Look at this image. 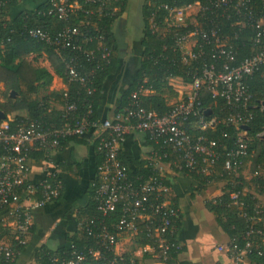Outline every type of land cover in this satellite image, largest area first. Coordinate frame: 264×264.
<instances>
[{"label":"built area","instance_id":"built-area-1","mask_svg":"<svg viewBox=\"0 0 264 264\" xmlns=\"http://www.w3.org/2000/svg\"><path fill=\"white\" fill-rule=\"evenodd\" d=\"M3 4L4 1L0 0V5ZM161 7L167 11L162 19L165 26L159 28L153 22L151 28L173 32L181 61L198 58L203 61L192 74V81L185 83L188 90L180 93L178 100L161 115L140 105L138 95L148 92L141 87L132 92L122 110L113 113L110 118L97 117L92 101L87 99L95 92L97 71L111 61V49L105 44L102 18L114 11L108 10L106 0H48L45 11L41 13L63 21L62 27L55 31L42 26L24 27L23 33L28 37L52 48L65 71L66 83L61 80V90L58 91L61 102L52 100L58 103L61 110L60 124L47 123L42 119L17 120L13 113L0 118V220L12 222L14 234L26 233L33 224L32 208L55 200L63 187L56 172L47 173L37 185L31 184L28 175L32 164H52L54 152L68 136L91 135L96 138V150L102 155L101 162L96 166V209L106 214L120 205L121 214L114 231L105 226L98 227L94 236L99 241V249H90L88 254L94 258L101 252L116 254L117 234H135L138 220H149L146 236L154 235L158 248L164 251L167 244L165 235L171 231L174 220L179 216L178 208L166 197L171 185L164 183L169 177H165V163L160 160L166 154L158 149L147 156L148 165L156 172L145 179L139 177L136 186L128 179L118 154L126 135L137 129L147 133L155 144L162 140L165 146L179 154L186 166H193L195 155L201 156L206 166H211L216 158L212 143L204 144L201 137L193 140L184 126L191 115L198 116L201 128L214 123V119L203 120L198 108V95L203 89L212 98L221 96L224 99L228 108L225 119L238 130L237 148L224 163V169L235 170L236 157L244 154L245 149L242 140L244 131L240 126L251 118L250 112L240 110L245 109L252 99L243 77L259 70L264 75V0H193L183 6L164 3ZM78 13L82 19L78 24L71 23L78 18ZM149 20L152 21V17ZM221 23L224 25L220 26ZM243 30H247L253 44L260 47L234 65L238 39ZM174 78L177 77H170L169 80ZM68 83L76 85L72 93L68 90ZM3 91L0 83V92ZM260 108L264 110L262 102ZM36 152L41 154L39 160L31 156ZM231 197L235 199L237 194L231 193ZM154 216L157 219L155 223L152 220ZM92 222L88 219L84 225L81 222L78 224L88 234ZM254 233L264 240V228L250 227L246 235ZM17 242L25 244L23 239ZM249 246L248 241L245 248ZM144 250L151 249L146 247ZM16 254L14 248L0 243V255L5 262H12ZM241 254L245 251L236 258ZM75 258L81 260L82 256L76 255Z\"/></svg>","mask_w":264,"mask_h":264},{"label":"trees","instance_id":"trees-1","mask_svg":"<svg viewBox=\"0 0 264 264\" xmlns=\"http://www.w3.org/2000/svg\"><path fill=\"white\" fill-rule=\"evenodd\" d=\"M0 5V83L4 87L2 100H0V110L4 114L13 113L19 110H25L26 115H15V119L21 118L42 119L47 123H61V110L53 106L52 100L61 102L60 92L52 91L42 97L37 96L40 88H48L51 84L53 74L66 83L65 71L58 57L52 48L45 44L28 37L23 33L24 27L42 26L50 31L58 30L64 24L55 16L45 15L44 12L48 0L39 4L32 10H21L12 14V10L17 6V0H2ZM128 0H106L108 10L114 11L102 18L104 25L105 44L111 49L110 63L100 71H97L94 84L95 92L87 99L92 101L93 109L97 115V107L101 103V92L103 82L108 75L115 72L119 64V48L116 37L112 30L114 21L123 16L126 17V8ZM193 0H143L141 5V15L143 19V35L139 41L140 60L137 63V69L133 79L120 95L118 106L114 110H122L126 101L132 92L140 87L147 89L146 94H139L140 105L146 110L155 111L157 114L167 112L171 104L168 100L178 96L176 90L169 83L170 77L180 78L184 83L192 81V74L198 70L203 62L201 58L183 62L180 60L181 52L175 45V39L171 30H157L151 28L154 22L159 28H164L162 19L167 11L161 7L162 4L171 6H183L191 3ZM110 13V12H109ZM4 17V18H3ZM77 19L71 23L78 24L82 15L78 13ZM152 17V21L149 18ZM224 24L221 23L220 26ZM226 25V24H225ZM227 30V29H225ZM9 38V40H7ZM250 33L247 30L242 31L238 39L236 65L244 56L255 52L260 45L253 44L250 40ZM118 51V53H117ZM44 52L47 55L53 74L45 67L36 66L28 60L31 54L40 55ZM263 71H256L251 76L243 77V82L248 86L252 94L250 103L244 110L251 113V118L243 130L242 140L245 144L244 154L236 157L235 170L224 169V163L231 158L234 150L237 148V133L235 125L226 121L228 108L221 96L215 98L211 94L202 90L198 95L200 105V114L203 120L214 119L212 125L205 128L200 127L198 116H189L185 121V130L189 136L196 140L201 137L204 144L212 143L216 153V158L211 166H206L202 162V157L195 155L193 166H186L185 162L179 158V154L173 152L168 146L163 144L162 140L155 144L154 140L145 135L144 147L147 148V156H151L158 149L166 154L161 156L160 160L169 165L174 173H181L184 177L192 178L197 185L195 193H200L209 185L223 181L221 193L211 199L204 200L205 208L212 213L217 225L228 237L227 253L236 258L237 255L245 251V256L251 263L264 264V240L259 234L246 235L250 227L264 228V205L259 196H264V110H261L260 104L264 100V75ZM76 85L67 84L68 90L72 93ZM13 91L14 96L9 93ZM262 134V135H259ZM90 136H68L61 141L59 148H64L68 143L85 144ZM94 147L95 168L101 162L102 155L96 150V138L92 137ZM32 158L39 160L41 154L36 152L31 154ZM118 157L125 167L128 179L133 181V185H138L139 177L143 179L154 174V169L148 165L146 160H132L135 169L132 171L126 167V160L119 150ZM67 167L68 165H64ZM205 169V172L203 171ZM247 170V175L243 171ZM165 177L168 175L165 174ZM165 184H170V179L166 178ZM98 184L95 176L90 180L82 197L77 201L79 206L75 214L76 221L85 224V220L92 219L89 225L90 233H86L82 226L81 232L75 230L72 233L65 234V240L69 242L68 247H59L51 249L45 244L35 251L34 261L37 264H189L186 261H179L178 255L184 251L185 246L179 245L177 241V232L182 225V213L178 207L176 197L170 192L166 195L172 205L178 208L179 216L174 220L171 231L165 235L166 249L161 251L155 242V236H146V226L149 220L137 221L138 231L135 234L121 233L117 234L118 241L125 235H132L135 242V248L129 253L116 255L112 252H105L94 258L88 254V250H98L99 241L94 234L99 226H105L108 230L114 231V225L120 218V205L114 210L101 214L94 202V191ZM63 187L59 196L61 197ZM231 193H236L237 197L233 199ZM194 197V194H191ZM54 201V200H53ZM156 222V216L152 218ZM7 222L0 220V243L11 246L17 251L15 259L11 262H5L0 255V264H13L17 259L19 252L27 244H18L17 240L26 239L27 242L32 237L35 226L32 224L30 229L24 234H14V229L10 233ZM153 228V224H151ZM2 238L7 239L1 240ZM250 246L245 248L246 242ZM151 250H144V248ZM136 248H141L140 258L132 256ZM76 255H81L82 259L77 260ZM64 261V263H62Z\"/></svg>","mask_w":264,"mask_h":264},{"label":"crops","instance_id":"crops-1","mask_svg":"<svg viewBox=\"0 0 264 264\" xmlns=\"http://www.w3.org/2000/svg\"><path fill=\"white\" fill-rule=\"evenodd\" d=\"M45 1L17 0V6L11 12L15 14L21 10H32ZM116 40L118 44V38ZM27 58L32 64L41 67H45L40 64L45 59L49 66L45 68L53 74L44 52L40 55L31 54ZM136 69L137 66L134 64L132 66L129 58H122L115 72L107 76L103 82L101 103L97 107L99 118H110L113 115L120 95L133 79ZM55 76L53 74V78ZM58 80L59 86L54 89L49 88L47 93L61 90V79ZM53 106L58 108V103H53ZM13 114L25 116L26 111L19 110ZM92 140L91 137L85 144L68 143L64 148L54 152L52 164H32L28 175V181L31 184L37 185L47 173L56 172L63 182V191L59 199L44 206L32 208L35 231L13 264H37L34 261V253L41 245L45 244L51 249L68 247L69 242L65 240V234L75 230L79 233L75 217L79 206L77 201L95 176L96 169ZM144 143L145 135L137 129L131 130L122 142L121 155L126 160V167L132 171L135 169L132 160H145L147 157V148L144 147ZM163 170L171 181V194L176 197L182 213V225L176 238L179 245L185 246V249L179 253L178 260L189 264H255L248 261L245 254H241L239 258H233L227 253L228 237L217 225L212 213L204 206V200L221 193L224 182H216L200 193H195L197 185L195 180L184 177L181 173H174L168 164L163 165ZM243 174L247 175V170H244ZM191 194H194V197H191ZM259 199L264 205V196H259Z\"/></svg>","mask_w":264,"mask_h":264},{"label":"rangeland","instance_id":"rangeland-1","mask_svg":"<svg viewBox=\"0 0 264 264\" xmlns=\"http://www.w3.org/2000/svg\"><path fill=\"white\" fill-rule=\"evenodd\" d=\"M143 3V0H128L127 1V8H126V17L125 18H118L114 21L112 24V30L114 32V35L116 38H118V48L119 50V63H121L122 58H129L130 62L135 66H137L138 61L140 60V51H139V39L143 34V19L141 15V5ZM4 18V17H3ZM118 53V51H117ZM43 66L47 67V62L45 59L40 62ZM122 65V64H121ZM49 67V66H48ZM132 69V68H131ZM59 78L54 77L52 78L51 84L48 86V88H40L37 92L38 97H42L45 94H48L47 91L49 88L54 89L59 86ZM169 83L173 86V88L176 90L178 96L173 97L168 100V104H172L175 101L178 100V97L180 93L185 92L188 90V87H186L185 83L182 82L180 78H174L169 80ZM1 96H3V92H0ZM9 226V232L11 233L13 231V224L12 222H7ZM79 232H81V227L77 223ZM8 238L1 240H6ZM25 244L27 243V238L24 239ZM135 242L132 235H125L120 238V240L117 242V245L115 247V253L117 255H122L125 253H129L135 248ZM132 256L134 258H140L141 256V248H136L133 251Z\"/></svg>","mask_w":264,"mask_h":264},{"label":"water","instance_id":"water-1","mask_svg":"<svg viewBox=\"0 0 264 264\" xmlns=\"http://www.w3.org/2000/svg\"><path fill=\"white\" fill-rule=\"evenodd\" d=\"M9 96H10V97H13V96H14V92L11 91V92L9 93ZM262 104H264V100L262 101ZM3 117H4V113L0 110V118H3ZM242 128L246 129L247 126H246V125H243Z\"/></svg>","mask_w":264,"mask_h":264}]
</instances>
